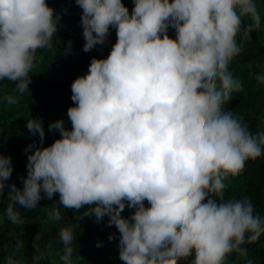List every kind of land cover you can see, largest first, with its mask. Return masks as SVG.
I'll return each mask as SVG.
<instances>
[{
  "label": "clouds",
  "instance_id": "clouds-1",
  "mask_svg": "<svg viewBox=\"0 0 264 264\" xmlns=\"http://www.w3.org/2000/svg\"><path fill=\"white\" fill-rule=\"evenodd\" d=\"M75 2L84 51L105 44L111 29L117 39L72 81L71 128L62 118L49 123L60 135L45 146L43 120L26 119L38 140L24 149L22 187L10 182L11 156L0 154L6 219L22 223L19 206L33 209L59 193L49 218L60 220L61 206L88 205L80 219L107 215L125 264H225L232 253L255 264L248 245L264 234V215L250 196L226 199L225 188L246 161L264 156V117L252 131L225 105L243 88L229 67L241 52L237 36L264 20L257 0H133L131 12L123 0ZM60 18L47 0H0V80L29 89L37 51L51 46ZM255 79L264 84V71ZM58 239L63 264H73L71 225ZM6 264L19 261L10 254Z\"/></svg>",
  "mask_w": 264,
  "mask_h": 264
},
{
  "label": "trees",
  "instance_id": "trees-1",
  "mask_svg": "<svg viewBox=\"0 0 264 264\" xmlns=\"http://www.w3.org/2000/svg\"><path fill=\"white\" fill-rule=\"evenodd\" d=\"M47 2L61 14V18L51 46L37 51V60L29 73V89L19 93L15 90V82L0 80V154L11 156L14 171L10 182H15L18 187L23 186L18 177L27 173V153L24 149L33 140H38V136L29 135L26 119L35 117L43 120L45 146L60 135L58 130H48L49 123L62 118L65 126L71 128L67 109L74 103L71 100L72 81L87 72L91 57H106L117 39L115 29H111L105 44L84 51L85 40L80 23L82 9L75 0ZM123 2L131 12L133 0ZM257 4L264 17V0H257ZM169 35L174 38L172 29ZM237 40L241 44V52L229 67L234 77L243 83V88L233 93L225 107L243 116L250 129L255 131L261 117H264V84L255 79L257 73L264 71V20L261 28L251 32L248 37L238 34ZM6 95L15 97V102L9 104L4 99ZM242 195L250 196L255 210L264 215V156L246 161L243 171L226 181V199ZM58 200L59 193L51 199H42L33 209L24 210L23 206H19L24 219L22 223L13 224L4 214L10 202L5 190L0 196V264H6L10 254L15 256L19 264H63L60 257L64 245L59 241L58 233L61 227L68 225L74 231L73 264H125L118 255V230L115 225L107 224V215L100 222L94 217L80 219L79 213H83L88 205L79 210L61 206L62 218L50 219L48 213L57 206ZM131 211L133 209L126 207L122 214L128 216ZM110 233H117L116 238L109 240ZM36 236L39 238L34 245ZM17 237L23 240L20 248L15 247ZM98 241L101 242L100 246H97ZM248 248L255 264H264V234ZM244 259L232 253L225 264H243Z\"/></svg>",
  "mask_w": 264,
  "mask_h": 264
}]
</instances>
